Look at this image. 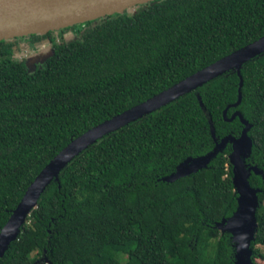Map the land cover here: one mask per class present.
Here are the masks:
<instances>
[{
    "label": "trees",
    "instance_id": "trees-1",
    "mask_svg": "<svg viewBox=\"0 0 264 264\" xmlns=\"http://www.w3.org/2000/svg\"><path fill=\"white\" fill-rule=\"evenodd\" d=\"M263 35L264 0H151L48 32L52 53L35 67L15 39L0 40V231L72 139ZM242 74V102L227 116L240 110L252 123L246 162L264 170V53ZM239 84L229 70L89 145L47 186L0 264H235L232 234L216 225L238 208L232 144L194 173L164 177L213 150L212 127L218 141L241 135L240 118L224 117ZM249 181L261 188L259 264L264 177Z\"/></svg>",
    "mask_w": 264,
    "mask_h": 264
},
{
    "label": "water",
    "instance_id": "water-1",
    "mask_svg": "<svg viewBox=\"0 0 264 264\" xmlns=\"http://www.w3.org/2000/svg\"><path fill=\"white\" fill-rule=\"evenodd\" d=\"M148 1L151 0H0V40L33 33L45 34L51 30H60L105 15L124 12ZM262 53L264 35L72 139L35 177L1 229L0 257L19 237L23 225L32 209L38 205L39 198L47 186L54 179L59 180L60 172L75 156L104 135L151 113L229 70H236L240 77L238 99L225 108L224 117L229 121L236 117L240 118L244 124L241 135L237 137L229 134L218 141L212 127V134L216 140L213 150L198 157H188L178 165L175 172L164 179L174 181L206 167L219 151L231 143L232 151L229 158L233 164V182L238 193V208L232 216L218 221L216 225L232 234L236 248L235 264H255L252 259L251 243L255 239L258 226L257 209L260 204L258 192L261 188L253 187L249 177L253 171L264 177V170L257 165L248 166L246 162L253 148V139L249 135L252 123L240 110H236L231 117H228L227 113L230 107H237L242 102L243 65Z\"/></svg>",
    "mask_w": 264,
    "mask_h": 264
},
{
    "label": "rangeland",
    "instance_id": "rangeland-1",
    "mask_svg": "<svg viewBox=\"0 0 264 264\" xmlns=\"http://www.w3.org/2000/svg\"><path fill=\"white\" fill-rule=\"evenodd\" d=\"M72 34V33H70ZM52 53V43L50 39H42L35 44L34 49L28 54V63L32 66L42 64ZM263 248V246H261ZM36 253H32L35 256ZM259 264H264V259L261 257L256 258Z\"/></svg>",
    "mask_w": 264,
    "mask_h": 264
},
{
    "label": "flooded vegetation",
    "instance_id": "flooded-vegetation-1",
    "mask_svg": "<svg viewBox=\"0 0 264 264\" xmlns=\"http://www.w3.org/2000/svg\"><path fill=\"white\" fill-rule=\"evenodd\" d=\"M51 31H57V30H51ZM47 33L40 34L42 36L40 38H37V39H35V38L32 39V37L30 36L32 34H27V35H22V36H18V37L12 38V39H15L16 46H19L20 47V49H19L20 50L19 51L20 57H23V58H26L27 59L28 54L34 49L35 44L38 41H40L42 39H46V38L50 39V37L47 36ZM33 34H35V33H33ZM58 40H60V38Z\"/></svg>",
    "mask_w": 264,
    "mask_h": 264
}]
</instances>
